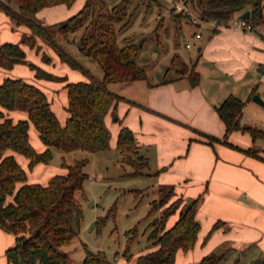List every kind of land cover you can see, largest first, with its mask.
<instances>
[{"label":"crops","instance_id":"crops-1","mask_svg":"<svg viewBox=\"0 0 264 264\" xmlns=\"http://www.w3.org/2000/svg\"><path fill=\"white\" fill-rule=\"evenodd\" d=\"M56 6L42 9L36 17L52 25L56 21L44 20V17ZM64 10V16H72L70 9ZM246 11L236 15L241 16ZM174 19L180 27L186 23L191 36L195 34L185 17ZM205 28L207 31L202 32L200 39L192 37L194 45L190 49L195 47L196 52L194 57L189 54L190 63L184 55L175 53L198 74L196 85L188 75H179L170 69L160 80L150 81L148 76L147 80L113 83L115 87L110 84V88L123 98L105 118L112 132L110 148H116L122 162L130 166L127 169L130 176L145 177L149 181L147 187H142L153 193L147 196L150 202L146 210L160 202L167 191L171 197L157 208L160 217L179 200V208L167 219L165 230L178 221L185 204L196 202L200 230L195 246L189 250L180 249L175 264H198L212 253H225L224 264H252L264 258V138H254L242 130H234L226 136V126L217 108L234 95L244 103L241 125L264 131V106L253 100L256 94L264 100V34ZM26 35H31L29 28L16 25L0 12V46L20 44L29 63L60 77L44 59L46 55L56 64L61 61L58 55L39 38L34 48L22 43ZM169 72L174 75L169 77ZM6 78H20L42 89L60 123L65 124L69 116L66 85L71 81L63 83L61 95L52 91L53 84L36 78L35 71L26 64H16L12 69L0 67V84ZM82 80L87 79H78ZM115 113L119 116L115 120L119 124L113 123ZM7 115L14 121L28 119V114L22 111H10ZM123 127L134 134L132 148L117 146ZM29 135L32 146L40 153L45 151L46 146L32 123ZM209 136L216 139L210 141ZM249 150H254L255 154H250ZM15 157L26 171L28 183L47 185L54 176L67 173L64 167L50 169L49 164L44 163L30 169L27 157L17 153ZM130 158H135L141 166L136 168L134 160H128ZM216 223L220 226L213 230ZM15 243L16 237L0 227V264L6 261L10 264L6 251ZM148 250L127 256L125 261L117 258L116 264H135Z\"/></svg>","mask_w":264,"mask_h":264},{"label":"trees","instance_id":"trees-1","mask_svg":"<svg viewBox=\"0 0 264 264\" xmlns=\"http://www.w3.org/2000/svg\"><path fill=\"white\" fill-rule=\"evenodd\" d=\"M76 0H0V12L12 21L31 30L22 43L36 47L37 38L48 45L63 63L79 70L87 80L68 82V118L64 125L48 100L46 93L23 79L6 78L0 84V227L16 237L14 246L6 251L10 264H72L64 247L80 233L83 209L78 193L88 179L85 167L87 158L74 164H63L66 174L54 176L47 185L28 183L27 173L18 163L15 154L29 159V168L39 163L48 164L53 158V149L62 153L76 150L89 152L105 151L110 146V133L105 118L110 109L123 100L110 88L113 83H129L147 80L145 67L133 58L137 55L135 45L121 47L118 43L117 26L128 27L132 22L129 6L134 1L86 0L75 15L55 25L41 22L36 14L42 9L58 4L72 6ZM156 1V0H150ZM204 19H226L244 10H250L249 21L255 26H264V0H191ZM174 17H184L172 10ZM161 25V24H160ZM82 30L80 50L97 61L103 70V78H96L84 68L58 41L56 36L67 37ZM37 50H40L37 47ZM46 62L50 58L44 56ZM26 53L20 44L4 43L0 46V67L12 69L16 64H26ZM35 76L45 80H64L29 63ZM179 75H188L192 84L198 83V74L178 55L172 57L168 70ZM244 103L230 95L217 112L226 126V136L234 130L249 132L254 138L263 137L264 131L249 125H241ZM22 111L28 119L14 121L7 114ZM32 123L39 132L46 149L38 152L30 142L29 128ZM210 141L216 138L209 136ZM118 147L132 148L135 137L131 129L123 127L118 135ZM255 154L254 150H249ZM169 198L160 200V205ZM179 200L173 202L164 214L155 219L149 234L151 248L141 254L135 264H175L180 249L195 246L200 224L196 219V202L187 203L181 209L178 221L168 230L165 224L170 215L179 208ZM154 207H152V210ZM109 214L97 225L103 226ZM220 226L214 225L213 230ZM135 230H131L133 232ZM133 238L129 239V243ZM128 249V247H127ZM127 250L126 252H128ZM83 264H112L103 253L85 250ZM128 256V253L126 254ZM225 253H212L198 264H221ZM252 264H264V258Z\"/></svg>","mask_w":264,"mask_h":264},{"label":"rangeland","instance_id":"rangeland-1","mask_svg":"<svg viewBox=\"0 0 264 264\" xmlns=\"http://www.w3.org/2000/svg\"><path fill=\"white\" fill-rule=\"evenodd\" d=\"M85 1L76 0L72 6L55 5L56 8L50 11L49 15L45 13L44 20L53 19L56 21L51 23L52 25L66 21L68 17L64 16V9H70L73 16L83 8ZM115 4L117 3L114 0H108L109 7ZM170 8L171 3L168 0L134 1L129 6V14L132 15L131 24L126 28H122L121 25L117 26L119 45L124 47L132 44L138 48L137 55L133 60L139 66L145 67L150 81L162 79L170 67L175 53H181L190 63L189 54L194 57L196 52L195 47L186 48L187 42H191L194 35L191 36L186 23L180 27L170 13ZM192 29L198 30L195 27ZM200 31L205 33L207 29L203 27ZM81 34L82 30H79L67 37L57 35L56 38L84 68L96 78L102 79L103 70L100 65L93 58L83 54L79 48ZM57 62L56 64L48 62V64L53 73L65 78V81L42 80L53 84L52 91L62 95L64 82H77L78 79H85V76L68 64L62 61ZM26 65L32 70L29 62ZM168 75L171 77L174 74L169 72ZM112 86L115 87L116 84H112ZM117 117L119 116L115 113L112 118L114 124H119L118 120L115 121ZM109 133L111 140L110 129ZM84 158H87L89 163L85 167L88 179L84 183L83 190L78 193L83 209L80 233L69 245L64 247L72 264H83L86 249L95 253H103L112 264H116V257L119 261H125L127 253L129 258L144 249H150L149 234L153 230L151 223L156 218H160L157 213L160 203L153 206L155 210L152 208L146 210V204L150 202L147 196L151 197L153 193L149 192L148 188L142 189V187H147L149 181L145 177L130 176L127 172L130 166L123 163L120 153L116 148L112 149L110 146L107 150L96 153L76 150L64 154L53 149V158L48 164L50 169L60 170L63 168V164L72 165L77 160ZM128 160H134L136 168L141 166V163L135 158ZM136 195L140 196L136 198ZM170 197L171 193L167 191L164 198ZM110 210L112 211L106 218L105 224L99 227L97 222L106 217ZM131 230L135 231L130 233ZM131 237L133 242L129 243ZM127 250L129 251L126 252Z\"/></svg>","mask_w":264,"mask_h":264},{"label":"built area","instance_id":"built-area-1","mask_svg":"<svg viewBox=\"0 0 264 264\" xmlns=\"http://www.w3.org/2000/svg\"><path fill=\"white\" fill-rule=\"evenodd\" d=\"M169 2L175 13L184 16L191 26L198 29L194 34V39L196 40L202 37L200 29L203 27H209L215 31L222 29H239L246 32L264 34V27L253 25L249 19H244L237 15H233L226 19H204L195 9L191 0H169ZM193 45V42H189L186 44V47L190 49ZM115 260H117V257Z\"/></svg>","mask_w":264,"mask_h":264},{"label":"water","instance_id":"water-1","mask_svg":"<svg viewBox=\"0 0 264 264\" xmlns=\"http://www.w3.org/2000/svg\"><path fill=\"white\" fill-rule=\"evenodd\" d=\"M250 16H251V12H250V10H247V11L244 12L240 17H241V18H244V19H249ZM79 46H80V43H79ZM253 100H254L256 103H258V104L264 106V100L260 97V95H258V94L254 95ZM189 202H192V200L189 201Z\"/></svg>","mask_w":264,"mask_h":264}]
</instances>
